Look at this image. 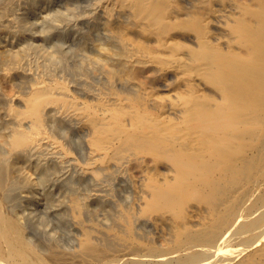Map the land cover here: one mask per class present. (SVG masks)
Wrapping results in <instances>:
<instances>
[{
	"label": "bare ground",
	"instance_id": "bare-ground-1",
	"mask_svg": "<svg viewBox=\"0 0 264 264\" xmlns=\"http://www.w3.org/2000/svg\"><path fill=\"white\" fill-rule=\"evenodd\" d=\"M0 264H264V0H0Z\"/></svg>",
	"mask_w": 264,
	"mask_h": 264
},
{
	"label": "rangeland",
	"instance_id": "rangeland-1",
	"mask_svg": "<svg viewBox=\"0 0 264 264\" xmlns=\"http://www.w3.org/2000/svg\"><path fill=\"white\" fill-rule=\"evenodd\" d=\"M18 195H20L19 193H18ZM21 197V198H20ZM19 198L21 199V200H19V202H17V204L18 203H23L22 205H20L19 206V210L20 209H22V208H20V207H22V206H24L23 208L24 209H22V210H20V211H27L26 212V215H28V216H30L31 214L29 213V211L31 212V211H33V209H36V211L38 210V208H36V207H32L33 205H31L30 204V201H27V200H25L24 201V199H22V195H20L19 196ZM21 201V202H20ZM22 201H24V202H22ZM27 201V202H26ZM19 205V204H18ZM26 206H27V208H26ZM26 208V209H25ZM41 208L43 209H46L47 208V205H46V208H45V206L44 207H40L39 208V215L41 216V218H40V216H36L35 214H37L38 215V213L37 212H34V214L31 216V217H29L28 218V216H27V218L31 221V219L33 220V221H36V220H38V223H33L32 221V223H30V221H28V223H27V225L28 226H31L32 227V229H30V228H28V232H34V234L33 233H31V235H32V239H33V241H35V243H36V241H37V239L38 240H41V241H39V243L37 244V245H41V246H43L42 248H44V245H46V244H49L50 246H51V244H54V246H57V244H58V246H60V244H61V246H60V248H62V249H66V250H69V248L71 249V248H73V247H75V246H73L74 245V240H75V238H77V236L75 235V233H76V231H75V228L73 229V226H71V221H70V219H69V222L67 221L68 219H67V217H68V215H66V214H63L62 213V211L60 212L59 211V213H60V216L61 215H63V217H53V214L55 215V214H57V212L58 211H55L53 208L52 209H50L51 211H49L48 210V208H47V210L49 211L48 213L46 212L45 214H44V212L46 211H44V209L43 210H41ZM50 208V207H49ZM115 209V208H114ZM29 210V211H28ZM41 211V212H40ZM56 212V213H55ZM114 212V211H113ZM41 213H43L44 214V216L41 214ZM59 213L57 214V215H59ZM62 213V214H61ZM30 214V215H29ZM64 215L65 216H67V217H65L64 218ZM31 218V219H30ZM36 218V219H35ZM46 218L48 219V220H46ZM51 219V220H50ZM42 221V223H44L43 225H40V224H42L40 221ZM43 220H44V222H43ZM66 220V221H65ZM46 221H48L49 223L48 224H50L51 225V227L52 226H54L53 228L55 229V233H52L51 231H53V230H51V229H53V228H51V227H47V225L48 224H46ZM49 225V226H50ZM48 228V229H47ZM50 231V233H52V234H50V233H48V232ZM49 234L52 236V237H54L55 239H53L52 237H50L49 236ZM54 234V235H53ZM57 234V235H56ZM30 235V236H31ZM56 235V236H55ZM58 237V238H57ZM50 239H52L53 241L52 242H54V243H51V240ZM55 241H58L57 242V244H56V242ZM38 242V241H37ZM46 243V244H45ZM44 244V245H43ZM49 245H46L47 247H45V248H48V247H50ZM75 245H76V242H75ZM41 246H39V247H41ZM53 246V245H52ZM66 246V247H65ZM41 248V249H42Z\"/></svg>",
	"mask_w": 264,
	"mask_h": 264
}]
</instances>
